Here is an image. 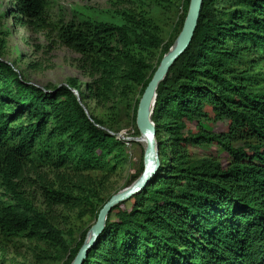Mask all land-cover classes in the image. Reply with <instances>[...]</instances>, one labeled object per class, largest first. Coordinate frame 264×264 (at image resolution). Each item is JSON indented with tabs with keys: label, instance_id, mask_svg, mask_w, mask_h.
Masks as SVG:
<instances>
[{
	"label": "trees",
	"instance_id": "16d2710c",
	"mask_svg": "<svg viewBox=\"0 0 264 264\" xmlns=\"http://www.w3.org/2000/svg\"><path fill=\"white\" fill-rule=\"evenodd\" d=\"M46 3L20 0V10L38 22ZM189 5L183 0L180 29L169 41L150 17L131 11L112 19L86 14L62 25L61 41L94 78L87 91L75 80L37 86L0 56L2 234L43 241L73 262L89 230L75 240L73 231L65 235L56 226L51 211L80 208L97 220L112 196L79 192L69 179L52 182L38 169L105 171L124 164V143L88 116L85 100L133 90L142 96ZM50 119L55 126L48 127ZM152 119L160 165L147 185L112 209L83 264H264V0H204L190 45L157 88ZM219 120L229 121L228 135L211 126ZM231 136L243 145L229 143ZM211 144L228 153L226 163L189 149Z\"/></svg>",
	"mask_w": 264,
	"mask_h": 264
},
{
	"label": "rangeland",
	"instance_id": "374dc122",
	"mask_svg": "<svg viewBox=\"0 0 264 264\" xmlns=\"http://www.w3.org/2000/svg\"><path fill=\"white\" fill-rule=\"evenodd\" d=\"M182 5L183 0H47L45 15L35 22L21 13L20 0H0V56L13 62L22 75L37 86L52 89L70 85L75 80L81 90L87 91L94 78L84 68L81 55L61 41L59 31L62 25L78 22L86 14L112 19L113 14L131 11L150 17L162 38L169 41L180 29ZM74 91L80 98L78 91ZM126 93L120 91L112 98L90 97L84 104L88 116L100 119L104 124L102 127L124 143V164L105 171L80 172L72 165L43 166L38 171L52 182L69 179L71 185L78 186L79 192L93 189L105 198L132 186L138 179L129 185L130 179L144 166L147 143L134 118V108L141 95L137 90ZM55 125L56 120L50 119L48 127ZM211 126L216 131L229 133L227 120L212 122ZM188 129L195 130V124L188 122ZM227 141L234 146H242L244 142L236 136L227 137ZM189 149L195 154H212L223 163L229 160L228 153L217 144ZM33 191L30 189L28 192L41 202L40 193ZM39 206L47 208L45 204L39 203ZM51 214L65 235L70 231L75 233V240H79L85 230H89L88 237L97 221L80 208L70 209L61 205L56 206ZM69 260L68 252L58 251L43 241L5 236L0 232V264H67Z\"/></svg>",
	"mask_w": 264,
	"mask_h": 264
},
{
	"label": "water",
	"instance_id": "95a60500",
	"mask_svg": "<svg viewBox=\"0 0 264 264\" xmlns=\"http://www.w3.org/2000/svg\"><path fill=\"white\" fill-rule=\"evenodd\" d=\"M203 2L204 0H190L188 14L185 19L182 31L176 41V47H172L171 50L163 57L160 65L153 75V78L149 82L144 94L140 99L136 121L138 128L143 135V139L147 143L143 173L132 186H129L123 191L113 195L102 207L98 214L96 223L93 225L85 243L80 248L77 256L71 264H83L85 262V260L88 258L90 249L95 245L97 239L103 233L107 223L108 215L112 209L119 203L130 199L135 193L140 191L145 185L148 184L151 176L156 173L160 165V157L158 143L156 140L155 123L152 119V113L157 99V88L169 74L173 64L190 45L197 28ZM150 108H152V111Z\"/></svg>",
	"mask_w": 264,
	"mask_h": 264
},
{
	"label": "bare ground",
	"instance_id": "6f19581e",
	"mask_svg": "<svg viewBox=\"0 0 264 264\" xmlns=\"http://www.w3.org/2000/svg\"><path fill=\"white\" fill-rule=\"evenodd\" d=\"M176 46H174V48H175ZM150 110L152 111V108H150Z\"/></svg>",
	"mask_w": 264,
	"mask_h": 264
}]
</instances>
